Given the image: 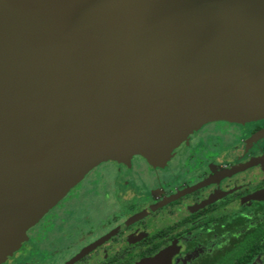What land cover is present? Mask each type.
<instances>
[{"label":"water","instance_id":"obj_1","mask_svg":"<svg viewBox=\"0 0 264 264\" xmlns=\"http://www.w3.org/2000/svg\"><path fill=\"white\" fill-rule=\"evenodd\" d=\"M261 116L264 0H0V256L106 157Z\"/></svg>","mask_w":264,"mask_h":264},{"label":"flooded vegetation","instance_id":"obj_2","mask_svg":"<svg viewBox=\"0 0 264 264\" xmlns=\"http://www.w3.org/2000/svg\"><path fill=\"white\" fill-rule=\"evenodd\" d=\"M264 264V116L92 167L0 264Z\"/></svg>","mask_w":264,"mask_h":264},{"label":"rangeland","instance_id":"obj_3","mask_svg":"<svg viewBox=\"0 0 264 264\" xmlns=\"http://www.w3.org/2000/svg\"><path fill=\"white\" fill-rule=\"evenodd\" d=\"M225 121H229V122H240V121H230V120H225ZM108 159H112V158H110V157H106V159H103L102 161H105V160H108ZM113 159H117V158H113ZM157 164H159V163H157ZM85 174H86V173H85ZM72 187H73V186H72ZM72 187H71V188H72ZM61 198H62V197H61ZM61 198H60V199H61ZM60 199H59V200H60ZM31 226H32V225H31ZM27 229H28V228H27ZM27 229H26V230H27ZM26 230H25V231H26ZM8 253H9V251H8V252H5L3 255L0 256V262L4 259V256H5L6 254H8Z\"/></svg>","mask_w":264,"mask_h":264},{"label":"crops","instance_id":"obj_4","mask_svg":"<svg viewBox=\"0 0 264 264\" xmlns=\"http://www.w3.org/2000/svg\"><path fill=\"white\" fill-rule=\"evenodd\" d=\"M211 121H212V120H211ZM207 122H208V121H207ZM205 123H206V122H205ZM203 124H204V123H203ZM201 125H202V124H201ZM201 125H200V126H201ZM200 126H199V127H200ZM195 130H196V129H195ZM192 131H194V130H192ZM190 133H191V132H190ZM190 133H189V134H190ZM189 134H188V135H189ZM178 144H179V143H178ZM171 151H172V150H171Z\"/></svg>","mask_w":264,"mask_h":264}]
</instances>
